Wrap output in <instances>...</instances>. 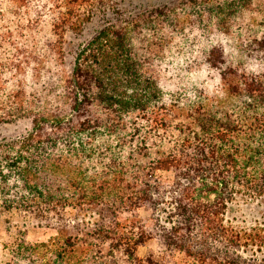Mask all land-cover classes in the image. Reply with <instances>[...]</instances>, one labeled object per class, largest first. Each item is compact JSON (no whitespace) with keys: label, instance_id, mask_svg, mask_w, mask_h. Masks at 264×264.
<instances>
[{"label":"trees","instance_id":"1","mask_svg":"<svg viewBox=\"0 0 264 264\" xmlns=\"http://www.w3.org/2000/svg\"><path fill=\"white\" fill-rule=\"evenodd\" d=\"M121 1L0 0V210L56 231L6 264H264V0Z\"/></svg>","mask_w":264,"mask_h":264},{"label":"rangeland","instance_id":"2","mask_svg":"<svg viewBox=\"0 0 264 264\" xmlns=\"http://www.w3.org/2000/svg\"><path fill=\"white\" fill-rule=\"evenodd\" d=\"M179 0H122L121 4L124 9L128 11H139L145 8H151L159 4H170L175 3ZM100 24L97 19H94L92 22L88 23L84 27L81 39H85L90 36ZM48 29L42 28V34H46ZM78 42V41H77ZM25 48V47H22ZM13 58H23L18 53L14 55H9L4 57ZM31 69V68H30ZM27 72L30 74L31 70ZM19 74L23 79V76L26 80H29V74ZM10 76V73L7 74ZM21 79V80H22ZM14 82L8 83L9 86H12ZM31 128V120L28 119H14L11 122L1 123L0 124V140L17 138L20 135L24 134ZM164 178H169L170 173H162ZM234 216L241 222L242 220H251L253 217L258 216L260 208H257L252 203H246L243 200H238L234 206ZM139 214L146 218L151 215V209L148 207H143L139 210ZM56 231L52 227L40 226L36 219L32 216L21 213L19 211H8L4 212L0 210V264H6L10 259V248L11 246L20 238L22 234H25L26 240L29 242H40L47 241L50 237L55 235ZM158 242L152 240L141 246L138 253L144 255L149 249L157 247Z\"/></svg>","mask_w":264,"mask_h":264}]
</instances>
